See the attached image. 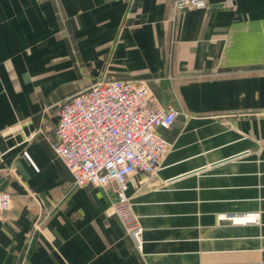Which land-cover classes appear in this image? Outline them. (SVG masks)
Wrapping results in <instances>:
<instances>
[{
    "label": "crops",
    "instance_id": "0c3cea01",
    "mask_svg": "<svg viewBox=\"0 0 264 264\" xmlns=\"http://www.w3.org/2000/svg\"><path fill=\"white\" fill-rule=\"evenodd\" d=\"M175 1L0 0V264H264V0ZM103 80L182 111L157 176L127 178L141 251L117 184L76 187L51 147L61 104Z\"/></svg>",
    "mask_w": 264,
    "mask_h": 264
},
{
    "label": "built area",
    "instance_id": "2783aa9c",
    "mask_svg": "<svg viewBox=\"0 0 264 264\" xmlns=\"http://www.w3.org/2000/svg\"><path fill=\"white\" fill-rule=\"evenodd\" d=\"M234 1L224 0L223 5L232 8ZM207 5L206 0H176L174 9L181 12ZM181 113L175 108L157 107L147 83L136 80L96 82L62 103L58 111L51 143L54 154L70 172L76 187L117 184L113 214L140 251L144 229L127 196V178L136 172L151 179L157 176L171 150L157 129L171 127ZM11 208L12 195L0 191V215ZM230 219L242 224L260 221L258 214Z\"/></svg>",
    "mask_w": 264,
    "mask_h": 264
},
{
    "label": "water",
    "instance_id": "95a60500",
    "mask_svg": "<svg viewBox=\"0 0 264 264\" xmlns=\"http://www.w3.org/2000/svg\"><path fill=\"white\" fill-rule=\"evenodd\" d=\"M7 180L5 181V183L0 187V191H3L7 185Z\"/></svg>",
    "mask_w": 264,
    "mask_h": 264
}]
</instances>
